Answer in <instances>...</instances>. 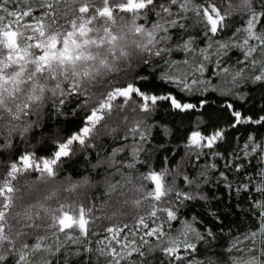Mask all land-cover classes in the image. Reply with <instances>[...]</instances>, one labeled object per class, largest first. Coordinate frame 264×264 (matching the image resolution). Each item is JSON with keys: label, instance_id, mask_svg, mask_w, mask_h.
I'll use <instances>...</instances> for the list:
<instances>
[{"label": "snow or ice", "instance_id": "obj_1", "mask_svg": "<svg viewBox=\"0 0 264 264\" xmlns=\"http://www.w3.org/2000/svg\"><path fill=\"white\" fill-rule=\"evenodd\" d=\"M257 89L264 0H0V264H264Z\"/></svg>", "mask_w": 264, "mask_h": 264}, {"label": "trees", "instance_id": "obj_2", "mask_svg": "<svg viewBox=\"0 0 264 264\" xmlns=\"http://www.w3.org/2000/svg\"><path fill=\"white\" fill-rule=\"evenodd\" d=\"M233 24L236 26H239L240 20L239 18H236L233 20ZM235 55V53H234ZM253 96V101H250L251 103H254L255 101H258L262 95H264V89H257L256 92L251 93ZM215 110L214 108L208 109V113H213L214 114ZM155 119L160 121L162 124H166L169 128L172 129L173 136L168 137V138H163L160 132L156 129H153V134L156 136V140L158 142H164L165 139L171 140L173 144L180 143L184 139V128L189 126V122L192 118L190 117H182V116H176L173 115L172 113L161 111L159 112L156 116ZM45 131H51L55 127L60 126L64 121L68 120L70 123L67 125V131L72 132L75 130V128L78 126L74 122H71V118L67 116H55L51 114L50 112H46L45 117ZM249 132H256L258 138L264 137V128H258V127H241L238 132L237 131H232L229 133V141L231 142L232 138L235 137L236 135H240L242 138H246ZM33 143H35V140H33ZM23 146L21 148H15L14 151H20L22 150ZM30 150V149H29ZM40 154L44 155L46 154L45 149L41 148L40 149ZM12 153L5 152L3 157H0V159L4 158H11ZM95 163V159L92 156L85 157L83 154H78L73 160L68 161L65 166L64 170L60 173L58 176V180H63L65 177H71L73 180L80 179L81 177L85 175H89V169H90V163ZM5 172V169L0 167V178L3 177ZM94 175V174H93ZM31 179H34L35 176L33 175L32 177H29ZM23 177L20 178V185H23ZM91 195L93 197H96L99 195L101 199H103V190L99 187L91 190ZM32 202H35V197H33ZM55 206V204H53ZM246 207V205H244ZM196 212H200L201 208L199 205L196 206L195 209ZM186 212H191V209L186 210ZM128 215L125 217L120 218L117 222H126L129 224H134L135 223V217L138 214H143V211H139L136 209L129 208L127 209ZM242 217L237 214L235 218H230L229 221L226 223L231 224L234 228L239 225L240 227H244L245 224L241 223ZM107 224V222H105ZM177 228L180 227V225H176ZM102 238V237H101ZM95 239V238H94ZM222 250V249H221ZM155 255V254H154Z\"/></svg>", "mask_w": 264, "mask_h": 264}]
</instances>
